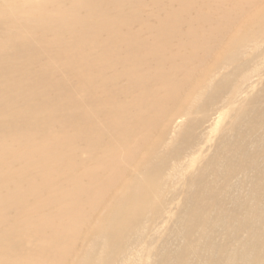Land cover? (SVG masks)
Here are the masks:
<instances>
[{
    "label": "bare ground",
    "instance_id": "obj_1",
    "mask_svg": "<svg viewBox=\"0 0 264 264\" xmlns=\"http://www.w3.org/2000/svg\"><path fill=\"white\" fill-rule=\"evenodd\" d=\"M0 264H264V0H0Z\"/></svg>",
    "mask_w": 264,
    "mask_h": 264
},
{
    "label": "rangeland",
    "instance_id": "obj_2",
    "mask_svg": "<svg viewBox=\"0 0 264 264\" xmlns=\"http://www.w3.org/2000/svg\"><path fill=\"white\" fill-rule=\"evenodd\" d=\"M227 122V117L225 116L222 120H221V123H220V125H219V128L221 129L222 127H223V125L225 124ZM222 125V126H221ZM218 128V130H220ZM218 132L219 131H216V135H215V138H213V141H212V146H214L215 145V143H216V141H217V137H218ZM211 151H212V149H211ZM174 197V196H173Z\"/></svg>",
    "mask_w": 264,
    "mask_h": 264
}]
</instances>
